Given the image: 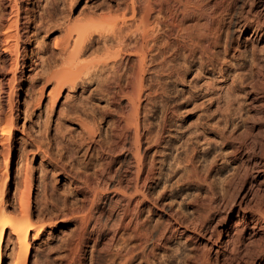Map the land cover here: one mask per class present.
Masks as SVG:
<instances>
[{"label":"rangeland","instance_id":"obj_1","mask_svg":"<svg viewBox=\"0 0 264 264\" xmlns=\"http://www.w3.org/2000/svg\"><path fill=\"white\" fill-rule=\"evenodd\" d=\"M133 1L0 0V37L16 35L7 43L17 39L19 61L6 68L0 43V202L12 213L24 208L34 220L43 217L44 224L61 217L64 204L82 199L76 192L81 178L72 177L99 167L97 142H106L124 115L134 130L131 142L138 132L137 162L126 153L124 168L112 167L123 168V187L138 167L148 177L144 209L132 225L138 221L156 237H172L165 249L130 264H197L208 252L198 233L210 206L220 207L218 217L243 221L231 205L248 189L254 171L247 162L232 164L230 156H240L241 149L264 155V92H258L264 91V27L258 28L264 26V0H185L184 28L192 40L184 48L167 7L144 13ZM9 17H17L14 27ZM79 35L87 37L81 49L74 46ZM9 88L14 93L8 97ZM10 117L6 140L2 131ZM236 167V181L228 186ZM109 176L99 194L109 196L116 209L121 194ZM74 230L67 224L37 237L32 233L31 255L20 264H69ZM140 239L132 229L119 232L109 264L140 251ZM7 240L8 234L0 264L18 259V247ZM86 257L84 264H90Z\"/></svg>","mask_w":264,"mask_h":264},{"label":"bare ground","instance_id":"obj_2","mask_svg":"<svg viewBox=\"0 0 264 264\" xmlns=\"http://www.w3.org/2000/svg\"><path fill=\"white\" fill-rule=\"evenodd\" d=\"M13 1L11 0V4L14 3ZM136 3L144 13H148L151 10L161 11L163 8L167 7L171 18L170 25L178 33L177 43L179 47H186L188 42L192 40V35L189 31V33L187 32L186 28H184V24L188 22V16H186L187 13H184L189 2H186L185 0H134L133 5H136ZM14 6H11V13L9 12V14L15 13L13 11ZM188 10L189 9H187V11ZM17 17L14 18L15 20L12 17H9L10 19H8V22L10 23V27H14V25L17 24ZM260 23L258 22L259 26ZM261 24L263 25V23ZM263 27L264 26H260L258 28L263 29ZM15 37L16 35H13L12 33L0 37V43L4 54L3 65L8 69H13L19 65L18 57L14 53L16 52L15 48L18 45V41H16L17 39L11 45L10 43H7L10 38L14 39ZM86 39V36L79 35L75 40L74 46L79 45L77 49H81V46ZM254 52H252L253 55H256ZM254 57L252 58L254 59ZM255 63L257 62L255 61L253 65ZM258 65L257 67H259ZM254 68L256 67L253 66V70H255ZM260 68L261 67H259V69ZM259 72H261V70H259ZM252 76L249 74V77ZM257 77H255V79ZM252 78L254 79V77ZM11 79L12 77L6 79L5 84H7V86L12 84L10 81ZM251 79L248 78V80ZM256 80L260 79L257 78ZM250 83H252V81H250ZM255 90L253 89V91ZM258 92L261 93L264 91L258 90ZM7 93L9 97L14 93V88H9V92ZM6 118H8V116ZM119 118L118 129L112 131L110 138L106 142H97L98 149L101 152V161L100 164H98L99 167H95L94 172L91 174L89 173L83 176L76 175L75 178L72 177L73 179H76L77 177L81 178V182L76 185V192L82 199L79 201L73 200V203L68 207H65L64 204L61 217L56 216L54 218L51 216L47 218L49 222L47 221V223L44 224L43 217L34 220L31 212L26 211L24 208H22L21 212L17 214L12 213L0 202V262L7 234V244L8 242H13V245H15L14 248L17 246L19 249V252H17L19 253L17 254L18 259L16 262H13V264H20L22 256L28 260L31 255L30 237L32 233L33 237H37L38 234L46 228H55L58 225L67 224H72L75 227L70 241L69 250L71 259L69 264H84L88 260L86 257L88 254H90V264H109V259L113 256V248L115 246L117 234L127 229H132L138 236H140L141 244L139 246L140 251L134 250L132 256L129 259L125 258L122 264H130V261L135 257L155 255L156 250L166 248V245L170 243L172 238L170 235L163 232L160 234L161 236L157 234L159 237H156L153 230L144 229L138 221L132 225L133 222H135V217L144 209V200L148 193V177L144 174L140 175V169L138 167V172L133 182H131L130 185L123 187V182L127 180V176L121 174L126 164L127 157L125 154H130L128 156H131V159L133 158L136 161L138 148H135L137 147L135 144L138 142V132L136 131L137 133H135L136 141H134L136 143L131 142L130 134L134 130L130 128L128 118L124 117V115H121ZM5 124L6 127L2 131V134L5 136H2L6 137V140H8L13 126L11 117L6 120ZM122 142L125 143L123 144ZM121 143L123 144L122 146ZM107 154L111 156L110 160L104 159V155ZM232 155L230 156V159L233 161L232 164H237L238 166L239 163V165L243 166L244 162H247L249 167L254 171V176L248 189L241 194L236 203L231 205L232 209H234L235 206L238 208L237 213H239V215L240 213L242 214L243 223H234V221L232 223L229 219L230 217L226 215L218 217L220 207L218 205L213 207L210 206L206 210L208 213L205 218L207 224L204 226V229L198 233V236H201L202 238L204 237L206 240L208 252L197 260V264H221V262L225 260H232L236 262V264H264V155L262 154L261 157H258V155L253 154V152L248 149H241L240 156L238 157L235 154ZM115 163L123 164V168L121 170H118L117 168L114 169L112 166ZM3 174H5V172ZM66 174H69V172ZM237 174L238 167L234 169L233 175L227 180L226 184H228V186L236 181ZM108 175H111L109 176V178L111 177L110 182H115L118 187V189L112 187L115 188L114 191L117 193L120 192L121 194V197L117 200L116 209L112 207L113 201L109 196L101 197L99 194L102 188L101 183L105 181ZM4 179H6V176ZM28 184L29 183H27V185ZM2 189L3 188L1 187L0 190ZM141 193L143 194V198L140 197ZM227 193L228 191L222 195L220 194V199L224 200ZM24 196L22 199H26ZM232 209L230 210L231 212L233 211ZM97 217L101 218V220L98 218L93 221V218ZM141 228L145 231H142ZM184 229L187 230V226H185ZM110 233L111 237L108 238ZM107 240L109 242H107ZM237 243H243V248L241 246L236 247L235 245ZM89 247H91V249L88 252ZM194 258H197V254Z\"/></svg>","mask_w":264,"mask_h":264}]
</instances>
